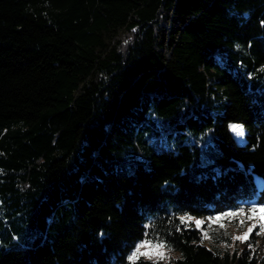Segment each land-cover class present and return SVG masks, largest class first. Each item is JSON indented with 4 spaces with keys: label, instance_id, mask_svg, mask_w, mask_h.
<instances>
[{
    "label": "trees",
    "instance_id": "obj_1",
    "mask_svg": "<svg viewBox=\"0 0 264 264\" xmlns=\"http://www.w3.org/2000/svg\"><path fill=\"white\" fill-rule=\"evenodd\" d=\"M262 22L264 0H0V264H130L145 239L178 256L136 264H264V239L180 220L264 204Z\"/></svg>",
    "mask_w": 264,
    "mask_h": 264
},
{
    "label": "rangeland",
    "instance_id": "obj_2",
    "mask_svg": "<svg viewBox=\"0 0 264 264\" xmlns=\"http://www.w3.org/2000/svg\"><path fill=\"white\" fill-rule=\"evenodd\" d=\"M230 124H239L243 125L239 121H229L228 122V129L234 139L239 142L243 143L245 141V134L243 137H238L235 135L233 131L230 130ZM244 133H245V127ZM185 142H195L198 147L200 148V155L202 157L201 160H204L205 149L209 147L212 143L213 139L211 138V133L208 130L205 131H197L196 133L188 132V136L184 138ZM254 180L256 183V192L258 191L261 185V178L259 175L254 174ZM264 206V204H254V202H249L248 204L244 205L243 207L237 209H229L223 213H217L215 215H208V216H195L191 215L193 220L195 221H202L199 225L204 233V242L209 244L213 247L218 248H226L229 247L231 250H239L240 247L244 245L245 241L235 240L234 237H243L244 233L248 232V229L255 225L253 231L255 236L249 235L250 238H254V241H246V244L249 246L251 245L253 250L257 249V246L261 243L259 239H264V233L257 235L256 233L260 232V223L264 221V212H257L252 219H247L248 216L252 214L247 212V209L252 206ZM245 209L243 214L238 212L239 209ZM235 212L238 213L235 216H223L225 213ZM217 216H223V218L219 221L215 220L214 218ZM243 221V223H241ZM206 234V238H205ZM228 237V239H227ZM143 241V240H142ZM141 252H148L152 251L154 253H159L163 255V258H158L157 255L153 256V260H167L173 257L178 256V252L172 250L168 247H164L161 249H148V248H141ZM257 255L259 258H264V243H261L260 249L257 250Z\"/></svg>",
    "mask_w": 264,
    "mask_h": 264
},
{
    "label": "snow or ice",
    "instance_id": "obj_3",
    "mask_svg": "<svg viewBox=\"0 0 264 264\" xmlns=\"http://www.w3.org/2000/svg\"><path fill=\"white\" fill-rule=\"evenodd\" d=\"M262 23H264V22H262ZM133 31H135V30H133ZM262 70H264V69H262ZM229 128L238 137H243L244 134H245L244 133L243 125L230 124L229 125ZM238 212L240 214H243L245 212V209L241 208V209L238 210ZM247 212H249V213L252 214L251 216H248L247 219H252V217L255 216V214L257 212H264V206H255L254 205V206L248 208L247 209ZM237 214L238 213H235V212H229V213L223 214V216L231 217V216H235ZM223 216H217L214 219L217 220V221H219V220H221L223 218ZM191 219H192V217L186 216V215L180 217L181 223H185L186 220H191ZM201 223H202V221H199V220L196 221L197 226H199ZM241 223H243V221ZM254 227H255V225H253L252 227H250L248 229V232L244 233L243 237H234L233 239H235V240H241V241H247L248 238H249V235L252 233ZM177 230H179V228H177ZM261 233H264V221H262L260 223V232H258L256 234L257 235H260ZM205 238H206V234H205ZM164 247H166V244L162 240H148V239H145L143 241L138 242L135 245L133 251L127 257V260L130 262V264H136V262L141 257H144V258H147V259H153V256L154 255H157L158 258H163V255L162 254L154 253L152 251L141 252L140 250H141V248L161 249V248H164ZM249 247H252V246L249 245Z\"/></svg>",
    "mask_w": 264,
    "mask_h": 264
}]
</instances>
